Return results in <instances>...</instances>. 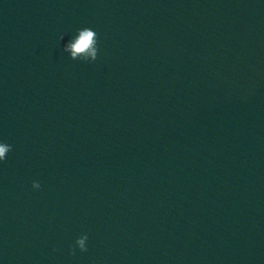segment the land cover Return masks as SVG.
<instances>
[{"label": "water", "instance_id": "1", "mask_svg": "<svg viewBox=\"0 0 264 264\" xmlns=\"http://www.w3.org/2000/svg\"><path fill=\"white\" fill-rule=\"evenodd\" d=\"M0 142V264H264V0H0Z\"/></svg>", "mask_w": 264, "mask_h": 264}, {"label": "clouds", "instance_id": "2", "mask_svg": "<svg viewBox=\"0 0 264 264\" xmlns=\"http://www.w3.org/2000/svg\"><path fill=\"white\" fill-rule=\"evenodd\" d=\"M59 39L60 41H64V35H61ZM99 39V34L93 28L84 27L79 29L75 36L67 40L64 44L63 51L70 54L72 60L92 63L98 58ZM12 150V145L6 142H0V161H5L7 159V154ZM32 187L36 190H40L42 185L39 181H33ZM88 240L89 237L86 233L78 237L74 245L71 247V254H76L77 247L81 252H87ZM53 251H57V249H53Z\"/></svg>", "mask_w": 264, "mask_h": 264}]
</instances>
